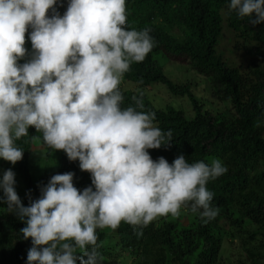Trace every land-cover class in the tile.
<instances>
[{
  "label": "clouds",
  "instance_id": "9594fccd",
  "mask_svg": "<svg viewBox=\"0 0 264 264\" xmlns=\"http://www.w3.org/2000/svg\"><path fill=\"white\" fill-rule=\"evenodd\" d=\"M54 5L57 0H0V159L22 160L15 141L31 127L92 179L81 191L73 172L55 174L39 198L26 193L24 206L15 173L3 171L0 203L25 224L27 264H100L96 230L121 221L148 225L158 216L177 217L182 208L205 223L214 220L220 209L207 184L227 173L223 161L189 163L183 154L171 164L153 160L148 150L170 147L172 131L154 123V112L138 110L141 98L123 107L124 74L157 46L151 29L127 27L125 0H69L63 16ZM228 10L252 26L264 23V0H230ZM29 28L33 53L18 64Z\"/></svg>",
  "mask_w": 264,
  "mask_h": 264
},
{
  "label": "trees",
  "instance_id": "16d2710c",
  "mask_svg": "<svg viewBox=\"0 0 264 264\" xmlns=\"http://www.w3.org/2000/svg\"><path fill=\"white\" fill-rule=\"evenodd\" d=\"M68 3L69 0H57L54 7L60 16ZM229 3L230 0H125L127 27L137 31L150 28L157 46L143 62H133L124 74L123 81L137 89L122 91L123 107L135 106L133 96L141 98L144 108L138 110L154 112V123L164 131H172L170 147L148 150L153 160L164 157L171 164L183 154L189 163H211L213 158L223 161L227 173L207 184L215 194L212 206L224 211L236 236L246 235L242 242L245 260L238 264H257L264 249V23L252 26L247 18L229 12ZM222 26L228 30L227 47L233 53L242 51L238 63L227 64L216 51L218 42L224 40ZM30 32L31 28L25 42H30ZM26 50L18 64L31 59L32 47ZM163 63L186 66L201 77L209 99L194 93V81L169 77ZM155 84L162 85L173 97H185L191 113L186 115L171 105L153 107L142 92ZM36 132L30 127L29 136L15 141L24 150L22 160L16 163L24 206L29 204L26 193L30 191L32 200L39 198L40 188L58 173L73 172L74 187L81 191L91 185V175L80 170L79 161H69L63 151L54 171L33 178L28 173L27 158ZM49 148L46 144L47 155ZM181 210L187 216L162 218L157 225L121 221L115 229L98 228L97 250L103 257L100 264L113 252L117 254L116 250L133 253L138 264H223L218 262L225 237L222 227L215 220L205 223L198 213ZM0 227V264H27L31 240L23 238L20 229L25 224L7 206L0 208Z\"/></svg>",
  "mask_w": 264,
  "mask_h": 264
},
{
  "label": "rangeland",
  "instance_id": "374dc122",
  "mask_svg": "<svg viewBox=\"0 0 264 264\" xmlns=\"http://www.w3.org/2000/svg\"><path fill=\"white\" fill-rule=\"evenodd\" d=\"M227 32L228 30L224 26H222V34L224 40L218 42V47L216 48V51L219 54L221 53L223 59L227 64H232L236 61L238 63L239 60L242 59V51L233 53V50L227 47L226 44L229 43ZM24 47L25 49L31 48L32 47L31 42L26 41ZM162 66L163 69L168 74V76L172 77L173 79H177L179 81H183V80L194 81L195 82V86L193 88L194 93L198 95H204L209 99L210 95L205 89L204 80L201 77H198L194 73H192L189 69H187L186 66L177 63H163ZM119 87L121 91H125V90L136 91L137 89L135 85H132L123 80ZM142 93L146 96L148 101L155 108H160L165 105H171L173 107L182 109L186 115H189L191 113L190 106L185 97H181V98L173 97L160 84H155L147 89H144ZM224 105L227 107V109L229 108L227 104ZM34 136L39 137V139L36 140L33 139V142L31 144V151L27 158V168H28V173L33 178H37L42 173L51 172L55 170L56 162L61 154V151H56L50 147L49 153L47 155L45 152L46 144L42 140V133L36 132ZM16 167H17L16 164L12 165L9 162L0 159V176H2L4 170L11 168L12 171L15 173L16 191L19 197H21L24 189L21 182L19 171L17 170ZM259 170L260 169H257V171ZM0 195H2V193H0ZM5 206L7 205L0 203V208H3ZM184 216H187V213L181 210V214L177 217H174L170 214L166 216H158L150 223L157 225L158 221H160L162 218L174 219L178 217L182 218ZM214 220L216 221L218 226L222 227L225 233L224 242L220 252L221 258H219L218 262L223 264H238V262L240 263V261H244L245 254L242 251V242L244 241V239H247L246 235L242 234L236 236L237 232L229 228L223 210H220L218 216ZM250 229L252 230L254 228H250ZM116 252L118 255L115 252H113L112 257H108L106 261L103 262V264H138V261L134 257L133 253L129 251L120 252L118 250H116ZM260 254L262 255V257L259 260V262H257V264H264V249L260 252Z\"/></svg>",
  "mask_w": 264,
  "mask_h": 264
}]
</instances>
